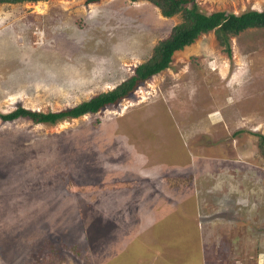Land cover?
Here are the masks:
<instances>
[{"label":"rangeland","instance_id":"rangeland-1","mask_svg":"<svg viewBox=\"0 0 264 264\" xmlns=\"http://www.w3.org/2000/svg\"><path fill=\"white\" fill-rule=\"evenodd\" d=\"M195 2L207 15L264 11ZM180 22L146 1L0 4V115L113 91ZM259 135L264 28L233 37L230 53L200 36L95 115L0 118V264H264Z\"/></svg>","mask_w":264,"mask_h":264},{"label":"trees","instance_id":"trees-1","mask_svg":"<svg viewBox=\"0 0 264 264\" xmlns=\"http://www.w3.org/2000/svg\"><path fill=\"white\" fill-rule=\"evenodd\" d=\"M48 0H0V4H17L25 2H45ZM102 0H87L88 5H93ZM131 2L146 1L154 5L162 16L168 19L179 17L181 22L173 26L169 36L160 40L153 48L151 56L135 69L134 75L115 87L113 91L102 93L89 101L62 111L42 113L18 108L16 111L0 115L4 122H12L19 118H28L34 124L55 125L68 119H77L86 115H95L110 107H117L125 99L131 98L135 91L154 76L169 69L175 53L191 46L202 35L214 32L219 45L228 53L231 50V39L239 36L248 29L264 28V11H246L240 15L227 12H214L210 15L203 13L195 0H129ZM258 150L264 160V136L259 135ZM217 255L227 254L226 250H215ZM245 251V250H244ZM230 253V252H229ZM229 255V254H227ZM232 264H249V254L237 258L230 254ZM223 263H226L224 259Z\"/></svg>","mask_w":264,"mask_h":264},{"label":"crops","instance_id":"crops-1","mask_svg":"<svg viewBox=\"0 0 264 264\" xmlns=\"http://www.w3.org/2000/svg\"><path fill=\"white\" fill-rule=\"evenodd\" d=\"M244 201V200H243Z\"/></svg>","mask_w":264,"mask_h":264}]
</instances>
